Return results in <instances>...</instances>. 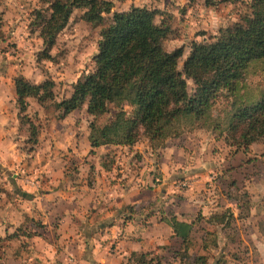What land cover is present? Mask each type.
Wrapping results in <instances>:
<instances>
[{
  "label": "clouds",
  "instance_id": "clouds-1",
  "mask_svg": "<svg viewBox=\"0 0 264 264\" xmlns=\"http://www.w3.org/2000/svg\"><path fill=\"white\" fill-rule=\"evenodd\" d=\"M0 264H264V0H0Z\"/></svg>",
  "mask_w": 264,
  "mask_h": 264
}]
</instances>
